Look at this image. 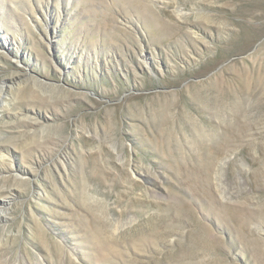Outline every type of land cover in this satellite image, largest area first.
Returning a JSON list of instances; mask_svg holds the SVG:
<instances>
[{"label":"rangeland","instance_id":"1","mask_svg":"<svg viewBox=\"0 0 264 264\" xmlns=\"http://www.w3.org/2000/svg\"><path fill=\"white\" fill-rule=\"evenodd\" d=\"M264 264V0H0V264Z\"/></svg>","mask_w":264,"mask_h":264},{"label":"bare ground","instance_id":"2","mask_svg":"<svg viewBox=\"0 0 264 264\" xmlns=\"http://www.w3.org/2000/svg\"><path fill=\"white\" fill-rule=\"evenodd\" d=\"M90 264V263H89Z\"/></svg>","mask_w":264,"mask_h":264}]
</instances>
